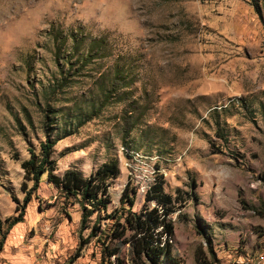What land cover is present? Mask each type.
I'll return each mask as SVG.
<instances>
[{
	"label": "rangeland",
	"instance_id": "374dc122",
	"mask_svg": "<svg viewBox=\"0 0 264 264\" xmlns=\"http://www.w3.org/2000/svg\"><path fill=\"white\" fill-rule=\"evenodd\" d=\"M46 136L58 176L118 162L102 227L125 188L132 211L155 207L160 179L186 193L175 264H264V0H0V221L31 193L0 264L79 246L77 200L24 179ZM72 264H99L95 240Z\"/></svg>",
	"mask_w": 264,
	"mask_h": 264
},
{
	"label": "trees",
	"instance_id": "16d2710c",
	"mask_svg": "<svg viewBox=\"0 0 264 264\" xmlns=\"http://www.w3.org/2000/svg\"><path fill=\"white\" fill-rule=\"evenodd\" d=\"M54 145L55 141L46 136L38 153L29 149L30 156L21 163V168L24 179L33 183V190L45 175L47 182L65 199L77 200L81 211L79 246L68 264L79 258L83 247L92 240L99 249V264H175L171 256L173 225L168 217L184 206L187 200L183 194L186 193L177 190V195L172 199L164 192L163 181L158 179L146 195V202H154L156 206H144L139 212H134V200L125 188L119 201L120 209L103 217L104 220H113V223L110 227H102L101 213L106 212L110 202L108 180L118 176V162L112 160L102 164L89 177L72 169L58 176L52 158ZM30 200L31 193L27 191L22 205L16 206L15 215L0 221V251L8 232L23 221ZM16 204H19L18 201ZM93 215L96 217L90 225ZM83 230H90L85 238L82 236ZM123 247L126 248V257L121 254Z\"/></svg>",
	"mask_w": 264,
	"mask_h": 264
}]
</instances>
